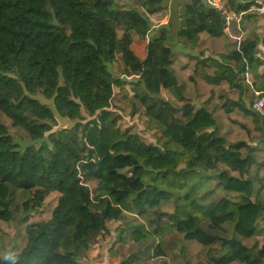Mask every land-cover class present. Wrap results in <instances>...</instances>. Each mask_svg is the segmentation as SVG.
<instances>
[{"label":"trees","instance_id":"1","mask_svg":"<svg viewBox=\"0 0 264 264\" xmlns=\"http://www.w3.org/2000/svg\"><path fill=\"white\" fill-rule=\"evenodd\" d=\"M196 1L175 0L177 27L168 21L145 40L150 23L140 11L160 2L148 15L164 12L162 0H0V223L18 225L0 230V264H76L112 234L109 251L127 240L140 264H264V116L232 65L237 43L224 50L223 16ZM239 1L244 10L251 0ZM263 26L252 24L239 45L254 69ZM130 34L145 43L142 59L127 45ZM176 45L192 55L181 59ZM119 53L127 58L122 75L144 95L114 93L105 79ZM36 91L72 127L54 130L53 112L27 97ZM167 94L172 101L160 98ZM136 116L147 118L159 144L190 152L181 167L163 144L119 128L121 117ZM16 129L39 145L16 151ZM199 167L217 182L204 175L171 196ZM48 194L56 206L38 219ZM112 222L120 225L110 230Z\"/></svg>","mask_w":264,"mask_h":264},{"label":"rangeland","instance_id":"2","mask_svg":"<svg viewBox=\"0 0 264 264\" xmlns=\"http://www.w3.org/2000/svg\"><path fill=\"white\" fill-rule=\"evenodd\" d=\"M172 2L174 5L175 1H172ZM196 4L198 6H200L202 9H204V10L206 9L203 5L201 6L197 1H196ZM173 5L164 10L165 11L164 15L162 14L163 12L161 10L156 11L155 13H153L154 17L155 18L167 17V20H168L169 17H171L170 13L172 12L171 7H173ZM156 6L157 5L154 2L146 3L145 7L143 9H141V11H140L142 16L146 20H148V22L150 23V29L153 26H157V25L161 26L160 21L158 23H155L149 19V17H151V16H149L148 13L153 8L158 9ZM233 7L238 8V4L233 5ZM203 22H205V21H203ZM262 22L264 23V20H262ZM254 23H256V21H252L250 23L249 31L251 29L252 24H254ZM203 24L204 23H202V25ZM162 25L164 26V28H166L168 26L166 23H164ZM158 28L160 29L162 27H158ZM159 29H156V31H153V34H151V30H150V36L148 35L145 40H148L149 38L153 39L159 33V31H160ZM249 31H248V33H249ZM236 32L239 33L238 31H236ZM130 35H132V34H130ZM133 36H134V38L132 40L128 39L127 43L131 46V49L132 50L134 49L136 52L134 50L133 51L136 54H138L144 48L142 46V49H141V45H140V48L135 46V45L138 42V40H142V39H140L139 37H137L135 35H133ZM225 36L227 37V40L224 42V46H223L224 50H226L225 45L227 43H229V42L236 43L235 40H236V38H238V37L232 38L229 36V34L225 35ZM129 38H130V36H129ZM258 38L264 39V26H263V29L261 30V32L259 33ZM175 44H174V46H175ZM176 52L177 53L181 52L180 46ZM181 53H182L180 55L181 59H183L185 54L192 55V51L190 49H187L184 53L183 52H181ZM258 54L261 57V59H259V60L262 62V65H261V67L259 66V68L257 67L256 69L252 68L251 74L247 72V75L249 77V83H247L244 80L243 72H245V70H244V68H242L243 63L241 61V58L238 55L237 48H236V56L238 58L235 56L236 58L232 61L233 67L238 69V71H239V74H238L239 82L241 84L244 83L245 86H247L249 89H251L250 88V85H251V87L254 89V90L251 89V91L253 93H254V91H258L254 85L256 81H258L259 79H263L262 83L264 85V53L258 52ZM126 64H127L126 56L123 55L122 53H119L117 56V60L112 62V63H109L107 65L108 76L105 77V79L113 82L114 93H117L119 91L126 93V91L130 92V89H133V90H137L140 95H144L146 93V91H145L143 85H138V87H137L135 85L137 83V81L133 82L131 79H127L122 75V69L126 66ZM27 97L37 100L41 105L48 107L53 112L55 119H56V122H52L51 124L53 125L54 130L61 129L63 127H65V128L72 127L73 122L61 120L59 118L58 113L56 112V110L54 108L53 100L45 98L40 91H36L32 94H27ZM160 98L162 100L172 101V98L168 94L165 96L160 95ZM119 128L121 130L130 131L132 133H137V134L141 135L142 138L145 140V142H147L150 145L163 144V147L165 149L174 151L177 154V165H178V167L179 166L181 167L183 165L184 160H186L190 156L189 151L187 152L182 147H180L176 144H173L171 142L165 143L163 141H160V144H159V136L160 135L157 134V132L149 124V121L147 120V118H145L143 116H136L134 120L129 119V118H125V117H121L119 120ZM2 134H4V131L0 130V135H2ZM9 135L13 138L14 149L20 153L24 152L28 147L33 146V145H39V143H40V142H30L28 137H27V134L21 129H16L14 132L10 133ZM204 175L211 177V180H210L211 186H213L217 182L218 174L204 171V169L199 167L195 171L189 173L184 178L183 185H181L180 187H177L173 190H167V189L162 188L158 183H155V186H157L160 189L167 190L171 194V196L176 195V194H184L188 191V189L191 187V185L198 180V178H200ZM55 199H56V196H54L52 194H48V195L41 198V200H40V202L36 208L37 211L39 212L38 217H37L38 219H44L46 217H49V213H50L51 209H53L56 206V200ZM235 209H236L235 206H228V208L226 209V212H234ZM29 221L34 222L35 219H29ZM8 226H11V225H8ZM13 226L15 227L14 231H12L6 225L0 223V230H1V232H7V233L17 232L18 225L15 223ZM115 227L116 226L113 223H110V230H113ZM113 236H114V234H112V236H109V239H111ZM10 240L13 241V238H11ZM108 241H110V242L105 243ZM108 241H104V243L101 244V247H99L95 251V253L92 249H90L86 259L76 260L75 263L76 264H110L111 261H113V254H115L117 261L120 262V264H127V262L129 261V256L126 253V251H127L126 241L127 240H124L122 242V245L119 246V248H118L119 250L114 252L113 254H110L111 252L109 251L110 245H111V240H108ZM111 264H115V263L113 262ZM129 264H140V263H136L133 261V262H130Z\"/></svg>","mask_w":264,"mask_h":264},{"label":"built area","instance_id":"3","mask_svg":"<svg viewBox=\"0 0 264 264\" xmlns=\"http://www.w3.org/2000/svg\"><path fill=\"white\" fill-rule=\"evenodd\" d=\"M197 1H199L201 5H203L205 8L217 11L223 16L225 20V25L223 28L224 34L228 35L233 27H235V29L239 32L240 35L238 36V38H236L235 42L237 43L238 55L241 58L242 63H244V61L242 60V54L239 51V45L247 36L250 23L259 19L264 20V0H251L248 7L244 10H238L236 8L228 9L224 0ZM168 20L167 17H163L162 23L167 24ZM254 57L257 59H261L259 54H255ZM252 68L253 65L251 63H244L245 72H243V77L247 83H249V77L247 75V72L251 74ZM250 88L254 90L251 85ZM254 94L256 96V99L252 105V109L259 115L264 116V91H254Z\"/></svg>","mask_w":264,"mask_h":264},{"label":"crops","instance_id":"4","mask_svg":"<svg viewBox=\"0 0 264 264\" xmlns=\"http://www.w3.org/2000/svg\"><path fill=\"white\" fill-rule=\"evenodd\" d=\"M226 1H228V0H226ZM231 3H232V5L234 4V5H236L237 3H240V1L239 0H231ZM159 4H160V2H158L157 3V6H159ZM162 5H165L167 8L168 7H170V6H172L173 5V2L171 1V0H162ZM202 6V5H201ZM163 15L165 14V11L162 13ZM173 14V13H172ZM170 15H171V13H170ZM149 19L152 21V22H155V23H158L159 21H160V23H161V26H153L150 30H151V34H153V31H156V29H159L158 27H163V23H162V19H163V17H160V18H155L154 16H151V17H149ZM158 19V20H157ZM259 20H261V19H259ZM256 21H258V20H256ZM169 22H171L172 24V27H174V28H176L177 27V20H173V19H171V17H170V19H169ZM203 27H204V25H202V27L199 29V32L203 29ZM161 29V28H160ZM159 29V30H160ZM134 38V36L133 35H130V38L127 36L125 39H126V41L128 40V39H130V40H132ZM133 42V41H132ZM173 44H175V42H173ZM127 45L129 46V48H131V46L127 43ZM140 45H141V49H142V46H143V50H141V52L140 53H138V54H136L135 52V54L138 56V57H140L141 59L144 57V55H145V43L142 41V40H138V42L136 43V45L135 46H137V47H139L140 48ZM179 49V46L178 45H176V47L175 48H173L172 49V51L173 52H176L177 50ZM181 50H182V48H181ZM116 60H117V57H116ZM116 227L117 226H119L120 224L118 223H115V222H112ZM115 227V228H116ZM108 240H110L109 239V237L108 236H106V238L103 240V242H101V244H103L104 243V241H108ZM110 241H108V242H105V243H109ZM101 244L95 249V250H93L94 251V253H95V251L99 248V247H101ZM122 244H119V245H117V246H115V247H113V249H112V252L110 253V254H113L114 252H116V251H118L119 249V246H121ZM115 263V264H120V262H118L117 261V258H116V255L115 254H113V261H111V263ZM130 262H133V261H131V258L129 257V261L127 262V264H129ZM134 262H136V263H141L140 262V260H135ZM110 263V264H111Z\"/></svg>","mask_w":264,"mask_h":264}]
</instances>
